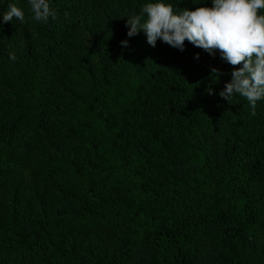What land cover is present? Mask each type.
<instances>
[{
  "label": "trees",
  "instance_id": "obj_1",
  "mask_svg": "<svg viewBox=\"0 0 264 264\" xmlns=\"http://www.w3.org/2000/svg\"><path fill=\"white\" fill-rule=\"evenodd\" d=\"M145 2L0 0L31 31L11 60L0 16V264H264V100L187 40L136 57Z\"/></svg>",
  "mask_w": 264,
  "mask_h": 264
},
{
  "label": "clouds",
  "instance_id": "obj_2",
  "mask_svg": "<svg viewBox=\"0 0 264 264\" xmlns=\"http://www.w3.org/2000/svg\"><path fill=\"white\" fill-rule=\"evenodd\" d=\"M31 18L37 22L55 19L51 0H27ZM195 8L177 7L172 0H147L139 13L126 17L127 37L142 31L146 42L154 47L157 39L179 50L187 40L193 46L215 55L230 65H239L230 72V80L216 93L229 101L233 96L247 100L251 115H256L257 102L264 100V0H191ZM4 22L15 18L21 23L25 11L15 4L0 13ZM122 47L128 40H121ZM194 58H199L195 53ZM9 59L15 60L14 53ZM213 82L218 70H211ZM209 95L213 89H206Z\"/></svg>",
  "mask_w": 264,
  "mask_h": 264
},
{
  "label": "rangeland",
  "instance_id": "obj_3",
  "mask_svg": "<svg viewBox=\"0 0 264 264\" xmlns=\"http://www.w3.org/2000/svg\"><path fill=\"white\" fill-rule=\"evenodd\" d=\"M30 30L27 26H24L21 22H19V26L17 29H14L12 31L11 36L8 39L6 49L9 53H15L19 50L21 45L23 44V38L28 37L30 34ZM143 33L141 36H144ZM160 48L159 43L156 41V44L154 47L150 46L146 39L142 44L137 45V48L135 49V56L138 58H145V59H151L156 53L158 52V49Z\"/></svg>",
  "mask_w": 264,
  "mask_h": 264
}]
</instances>
